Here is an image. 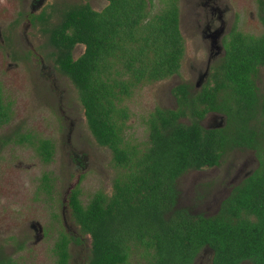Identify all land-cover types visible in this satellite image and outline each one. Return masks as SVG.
I'll use <instances>...</instances> for the list:
<instances>
[{
	"label": "trees",
	"instance_id": "16d2710c",
	"mask_svg": "<svg viewBox=\"0 0 264 264\" xmlns=\"http://www.w3.org/2000/svg\"><path fill=\"white\" fill-rule=\"evenodd\" d=\"M175 1L164 0L154 14L148 8L152 0H107L101 11L89 2L68 5L56 23L42 29L57 69L77 91L92 136L111 151L118 168L110 194L97 190L84 203L79 182L69 191L71 217L90 236L84 264H126L133 247L144 264H196L204 249L212 252L209 264H264V174L255 173L235 187L215 215L176 206V179L190 168L216 164L227 143L224 135L197 121L179 123L178 115H156L149 120L144 147L125 137L126 98L140 84L180 69L184 44ZM39 18L45 21V13ZM242 37L243 46L229 63L244 66L231 78L246 81L264 65V34ZM79 43L84 50L74 58L72 49ZM242 87L248 88L246 83ZM10 112L0 86V125L9 121ZM234 138L238 142L243 136ZM24 140L29 136L21 135L19 141ZM36 150L44 162L51 161L49 140H38ZM49 175L42 176L47 191L53 186ZM72 240L59 233L52 247L54 264H69ZM0 264L14 262L0 253Z\"/></svg>",
	"mask_w": 264,
	"mask_h": 264
},
{
	"label": "rangeland",
	"instance_id": "374dc122",
	"mask_svg": "<svg viewBox=\"0 0 264 264\" xmlns=\"http://www.w3.org/2000/svg\"><path fill=\"white\" fill-rule=\"evenodd\" d=\"M85 1L40 0L33 6V0H0V84L14 112L11 122L0 130V136L29 131L39 137L51 138L55 143L54 157L48 163L42 162L30 146L9 144L0 148V249L13 256L17 264H54L52 247L61 230L80 241L69 245V264H83L89 254L90 238L81 233L70 216L68 193L79 182L80 198L84 203L97 190L110 194L113 178L118 172L112 162L111 151L97 144L92 136L71 81L52 72L49 80H54L59 89H44L39 57L37 61H32L31 57L23 55L28 46V37L38 55L44 59V64L50 67L44 69L49 72L54 62L42 29L56 23L60 10L65 6ZM88 1L97 10L105 3L104 0ZM179 1L181 16H185L184 0ZM163 5L164 0H152L150 13L159 12ZM255 8L253 0H242L246 33L262 32L256 18H250V14L256 16ZM43 12L45 21L39 18ZM30 13L36 16L33 22L29 20ZM181 31L187 40L189 34L184 31L183 25ZM82 50V47H78L74 56H78ZM190 59L187 41L179 79L188 78ZM35 63L38 68L31 66ZM174 78L139 87L132 98L125 100V104L139 114L141 109L145 110L156 101L154 91L163 89ZM146 134L142 115H131L125 137L144 141ZM44 173H49L53 178L50 191L43 187ZM31 221L39 222L44 229V235L37 243H34V232L29 227ZM210 255V249L202 250L196 264H207ZM144 263L140 250L133 247L126 264Z\"/></svg>",
	"mask_w": 264,
	"mask_h": 264
},
{
	"label": "flooded vegetation",
	"instance_id": "af4514ba",
	"mask_svg": "<svg viewBox=\"0 0 264 264\" xmlns=\"http://www.w3.org/2000/svg\"><path fill=\"white\" fill-rule=\"evenodd\" d=\"M39 1L33 0L32 5L35 6ZM104 1V6L99 10H95L101 11L108 3L107 0ZM85 2L89 1L86 0ZM175 2L178 8V29L183 38L184 55L187 41L191 52V63L187 70L189 76L185 79H179L182 59L178 73L168 77H176V79H171L170 83L164 86L163 89L154 91L156 101L149 107L145 108V110L141 109L140 113L136 114L127 105L129 118L131 115H142V122L147 134L144 141H135L132 137H126V139L132 144L138 143V145L140 144L139 147H144L149 139V120L155 118L156 115H178L176 120L179 123L191 125L193 121H197L203 129L224 135L227 143L220 150L221 157L216 164L190 168L176 179L180 192L176 206L187 208L191 214L212 216L218 213L222 201L232 193L235 187L242 184L255 173L264 174V166H262L259 158L260 154L264 164V85H262L264 65H258L256 71L249 75L248 80L239 81L231 77L236 76L234 70L244 68V66L229 63L231 58L242 48V36L244 34L255 37L264 34V12H262L264 11V0H253L256 7V16L250 14V18L255 17L262 27V32L259 34L246 33L244 31V18L241 9L242 0H184L185 16H181L180 1L176 0ZM28 17L31 22L36 19V16L32 13L28 14ZM181 25H183L184 31L189 34L187 40L183 36ZM27 43L26 53L23 55L31 57L32 61H37V57H39L38 60L41 62L39 71L44 89L58 90L59 87L56 82L49 79L52 78V72L55 75L57 73L59 76L63 74L57 69L55 63L54 67H51L49 72H46L44 69L50 67L44 64V59L38 55L36 48L28 37ZM78 47H82L84 50L82 44H76L72 49L74 58H77L83 52L82 50L75 57L74 51ZM52 51L53 49L51 48ZM31 66L38 68L36 63ZM168 78L140 84L132 91L131 96L126 99L132 98L139 87L146 84L166 82ZM48 82L49 84H47ZM245 83L248 86L246 90L242 87ZM3 96L4 100H6L4 92ZM9 115H11L9 121L1 124L0 130L13 119L12 104ZM21 135L29 136V140L20 142L19 138ZM239 136H243L239 140L240 142H234V137ZM40 139H47L53 144V158L55 153L54 141L48 137H39L29 131L24 133L17 131V133L12 135L0 136V148L9 144L30 146L34 149L38 158L44 162L36 150V145ZM6 140L7 142L4 144L3 142ZM30 142L36 144L32 145ZM76 162L80 163V160L76 159ZM185 185L188 187H184ZM46 193L49 192L46 191ZM29 227L34 232L33 241L37 243L42 239L44 229L37 221H31ZM60 232L63 231H59L56 238ZM71 237L74 241L69 242L68 251L71 243H80L78 238ZM0 253L7 255L14 264H17L13 256L6 254L1 249ZM211 256L212 252L207 264H209Z\"/></svg>",
	"mask_w": 264,
	"mask_h": 264
}]
</instances>
